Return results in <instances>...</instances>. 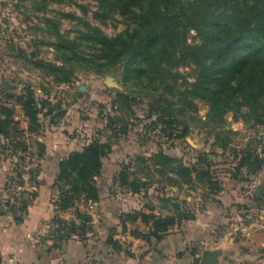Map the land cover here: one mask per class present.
<instances>
[{"label": "rangeland", "instance_id": "1", "mask_svg": "<svg viewBox=\"0 0 264 264\" xmlns=\"http://www.w3.org/2000/svg\"><path fill=\"white\" fill-rule=\"evenodd\" d=\"M97 9V0L51 2L46 7L33 0H0V102L15 108L18 127L25 129L24 116L28 120L22 105L11 94H27L32 90L38 102H49L44 111L49 105L53 107L47 115L40 114L46 126L41 136L50 139L57 149L54 150L56 155L62 157L69 150L81 149L93 138L112 145V150L104 157L102 173L97 177L101 199L90 205L96 223L100 226L104 223V228L121 213L135 209L158 214L182 211L197 215L214 201L225 215V221L218 225L215 235L229 234L240 244L247 236L264 237V165L255 173L248 172L246 166L236 173L240 154L235 156L231 148L249 146L264 156V123L245 122L235 111H229L226 126L233 132L230 146L223 149L215 144L216 130L197 124L209 111V103L198 98L197 111L191 113V117L197 118L191 119L190 132L181 137L163 136L162 124L153 123L156 114L151 115L149 96L144 90H137L131 80H124L122 65L101 73L78 69L68 82H57L47 74L41 62L62 64L54 44L58 28L62 33L74 36L90 21L107 34L114 35L124 31L129 24L133 26L120 13L102 20L95 14ZM194 36L192 31L190 41L195 40ZM180 70L185 76L183 80H194L192 65L182 66ZM119 91L130 95L131 108L119 99ZM22 133H16V137L32 147L26 151L14 152L10 138H0V215H9L6 222H12L17 215H25L21 206L24 202L32 203L37 197L34 195L37 191L18 188L23 182V174L29 172L32 180L39 181L43 173V162L37 160L35 153H42L41 144ZM159 152L180 159L186 165L196 163L203 153L212 162V174L220 181L222 189L214 192L200 181L187 182L185 176L173 170L178 161L170 164L167 160L157 162L153 159ZM44 163L49 169H55L57 165V161ZM123 168L129 169V179L141 181V192H133L129 186L119 184L117 176ZM64 215L67 218L74 216L72 211ZM189 220L192 219H183L175 227L182 228L181 225ZM136 225L147 230L141 222L132 223L131 227ZM247 228L250 230L246 231ZM248 231H251L250 235H246ZM99 235L97 227L90 233L93 239H99ZM127 237L123 240L124 247H130L131 251L135 248V259L144 261L150 252L151 264H155L158 256L159 261H163L167 254L163 239L137 242ZM202 246L191 243L185 250H180V258L184 257L181 261L193 264V256L202 252ZM223 249L220 250L223 252ZM0 264H4L1 252Z\"/></svg>", "mask_w": 264, "mask_h": 264}, {"label": "trees", "instance_id": "2", "mask_svg": "<svg viewBox=\"0 0 264 264\" xmlns=\"http://www.w3.org/2000/svg\"><path fill=\"white\" fill-rule=\"evenodd\" d=\"M33 1L46 7L51 2L72 0ZM97 1L95 14L102 20L120 13L133 26L129 24L124 31L114 35L107 34L90 21L74 36L62 33L58 28L54 44L62 64L41 62L55 81H71L78 69L101 73L120 64L124 68V80H131L137 90H144L149 96L151 115L156 114L153 123L162 124L163 136L181 137L190 132L191 119L197 118L191 117V113L197 111L196 99L200 98L209 103V111L197 124L216 130L215 144L223 149L230 146L233 132L226 126L229 111H235L245 122L264 123V0ZM192 31L195 32L194 41H190ZM188 65H192L195 73L190 82L183 80L185 76L180 70ZM11 96L23 107L28 131L39 133L44 126L40 114L47 115L53 107L49 105L44 111L49 102H38L32 90ZM117 96L131 108L128 93L119 91ZM14 131L25 133V129L17 125L15 108L0 102V138H10L14 152L28 150L29 145L18 139ZM231 148L235 156L240 154L236 173L243 166L251 173L263 167L264 156L256 149L249 146ZM111 150L110 143L93 138L83 148L75 149L61 159L52 185L54 214L45 236L52 240L51 248H57L75 236L88 239L94 231L90 205L101 199L97 177L102 173L104 157ZM153 159L157 162L167 160L170 164L178 161L173 170L185 176L187 182L200 181L214 192L222 189L220 181L212 174V162L203 153L193 165H186L162 152L156 153ZM129 174V169L123 168L117 181L129 186L133 192H141V181L129 179ZM34 181L39 184L38 180ZM29 205L24 202L22 210L26 211ZM70 211L74 216L65 217L64 213ZM196 217L182 211L158 214L135 209L121 213L120 222L125 231L129 222H141L147 230L136 225L130 233L151 242L153 238L162 240L183 219ZM15 221L24 222L25 215H17ZM115 232L112 228L107 244L114 250H125L133 255L131 249L125 248L115 237Z\"/></svg>", "mask_w": 264, "mask_h": 264}, {"label": "crops", "instance_id": "3", "mask_svg": "<svg viewBox=\"0 0 264 264\" xmlns=\"http://www.w3.org/2000/svg\"><path fill=\"white\" fill-rule=\"evenodd\" d=\"M24 116V114H23ZM25 133L29 140L41 143L42 153H37V160L43 162L41 171L43 172L38 184L37 197L30 203L25 211V221L6 222L9 215H0V252L4 264H151L150 252L146 260L142 261L138 257L135 259V248H132L133 255L125 250H114L106 240L115 229V237L122 242L127 236L133 241H144L131 235L132 223H128L125 231L118 216L113 222H109L106 228L104 223L97 224L94 218V225L100 232L99 239L81 240L77 236L63 241L61 246L51 248L52 240L45 236L50 230V220L54 214L52 199V185L58 173L59 163L62 158L69 155L73 150L67 151L64 156L56 155L53 143L47 136H41L45 130V125L41 132H29L28 122L24 116ZM33 137V138H32ZM54 141V140H53ZM30 148H32L29 145ZM44 161H57L55 169H49ZM95 215V213L92 212ZM108 217V215H107ZM225 221L216 202L210 201L202 212L197 214L195 219L186 221L181 227L171 229L163 238V246L166 247L167 254L163 256V261L154 260L155 264H184L178 252L185 250L191 243H201L205 248H218L223 252L220 256V264H264V237L259 239L252 236L245 237L242 244L229 234H214L221 222ZM179 226V225H177ZM109 232L106 233V230ZM250 230V228L245 229ZM246 233V232H245ZM244 233V234H245ZM124 234V237H123ZM248 231L246 235H250ZM45 237V238H44ZM127 237V238H128ZM251 238V239H250ZM124 243V242H123ZM99 247V248H98ZM130 249V247H129ZM168 253H171L168 255ZM155 258V257H154ZM159 261V263H157Z\"/></svg>", "mask_w": 264, "mask_h": 264}, {"label": "water", "instance_id": "4", "mask_svg": "<svg viewBox=\"0 0 264 264\" xmlns=\"http://www.w3.org/2000/svg\"><path fill=\"white\" fill-rule=\"evenodd\" d=\"M257 193L260 194L259 188L257 189ZM221 253L222 251L218 248H205L200 254L194 255L192 261L193 264H220Z\"/></svg>", "mask_w": 264, "mask_h": 264}, {"label": "built area", "instance_id": "5", "mask_svg": "<svg viewBox=\"0 0 264 264\" xmlns=\"http://www.w3.org/2000/svg\"><path fill=\"white\" fill-rule=\"evenodd\" d=\"M18 188L28 192H35L38 190V185L31 179L30 173L25 172L23 174V182L18 186Z\"/></svg>", "mask_w": 264, "mask_h": 264}]
</instances>
